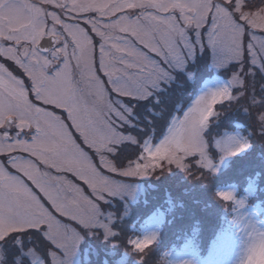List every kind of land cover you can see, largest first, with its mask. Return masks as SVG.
Segmentation results:
<instances>
[{"label":"snow or ice","instance_id":"obj_1","mask_svg":"<svg viewBox=\"0 0 264 264\" xmlns=\"http://www.w3.org/2000/svg\"><path fill=\"white\" fill-rule=\"evenodd\" d=\"M205 49L218 67L235 66L227 85L201 95L183 119H162L167 132L153 143L160 121L140 127L130 118ZM0 58V264H61L81 232L113 235L112 216L97 202L131 195L125 182L102 174L87 149L99 167L120 177L163 172L164 163L215 173L201 134L214 106L247 97L246 77L264 67V7L252 0H0ZM246 111L264 134V96L251 95ZM133 127L136 139L128 131ZM130 145L127 166L115 164ZM230 145L220 143L225 155L248 147ZM65 173L87 185L91 197ZM216 196L244 207L231 192ZM24 237L40 242L24 246ZM154 241L153 235L131 246L143 253ZM240 264H264V232Z\"/></svg>","mask_w":264,"mask_h":264},{"label":"trees","instance_id":"obj_2","mask_svg":"<svg viewBox=\"0 0 264 264\" xmlns=\"http://www.w3.org/2000/svg\"><path fill=\"white\" fill-rule=\"evenodd\" d=\"M253 3H259L258 5H261L260 0H253ZM209 64V53L207 50H204L200 55L195 57L194 62L183 73L177 72L174 74L172 83L163 86L161 91L156 92L153 97H150L148 100L138 105L134 112V116L131 118L134 120L135 124H138L140 127H145L149 121L154 123L160 121L152 135L153 143H157L159 138H162V134H165L167 130V128L163 126L164 122L161 120L175 115L180 116L199 93L203 82L213 76ZM234 70L235 66L231 64L225 70L220 71L218 76L222 79H229ZM255 72V76L246 77L245 81L248 83L252 81L254 84L253 87L256 89L254 94L256 93L257 97L264 96V87H262L264 86V76H261L257 70H255ZM188 74L191 75V79H188ZM157 100L158 102H156ZM249 104L250 102L248 101V105ZM248 107L249 106L240 99L216 106V114L210 119L207 129L203 133L208 148L214 139L221 136L224 132L237 129L242 131L249 139L250 149L242 156L232 159L227 169L228 174L213 178L198 167L190 166V170L186 174V177H189L187 179L190 183L186 185L185 179V182L180 183L179 180L172 176L175 182L169 180L168 187L165 186V188L171 190H166L164 188L158 191L156 194L157 197L154 200L149 199V193L146 192L144 197H139L134 205H124L116 199L108 204L101 202L100 208L102 212L113 213L116 219V222L111 226V229L116 232V235L104 239L98 230H93V232H91L92 238H90L87 236V233H85L86 231H83L81 234L85 239V243L81 244L80 248L81 252L87 249L89 255V259L85 264H102L103 262L109 264L112 258L119 259L123 255L127 256L126 264H133L134 262H137V264H141V262H143V264H164L161 259L162 251L188 235L192 237L195 228L202 230L203 234L201 236L199 235V238L201 239L204 237L203 245H205V249H207L210 242L209 235L219 226L221 222V213L225 209V205L216 196L215 188L222 186L224 183L230 182L242 185L247 179L258 174L260 184L256 192L258 193L257 199L263 202L262 206H264V134L258 133V126L253 123L249 113L246 111ZM49 110H52V108H49ZM56 113L61 114L60 111H56ZM137 117L138 119H136ZM63 118L65 119L64 114ZM146 130L151 134L152 129L150 125L146 126ZM128 131L132 133L133 139H136L138 129L133 127L128 129ZM73 133L78 143L83 146L82 140L79 139L75 132ZM137 139H140V137H137ZM129 147V149H126L121 154L119 159L114 161L115 164L127 166L129 161L126 157L132 155L134 151V148H131L134 146L130 145ZM87 151L91 153L89 149H87ZM91 156H93V154H91ZM95 161L96 159L94 157V162ZM98 168L104 175L110 178L127 182V179L123 177L104 171L99 166ZM171 172L174 173V171H170V173ZM156 173L159 177V175L165 173V171ZM178 174L185 176V174L181 172L175 175ZM190 185L195 187L196 190H193L192 195L187 197L184 188L187 190ZM165 195H170L175 201V206L177 208V210L173 212L175 218H169V221L164 227L163 234L157 243L146 248L143 253L133 252L131 246L128 245L130 235L134 233L133 228L141 224L148 210L156 208V203L160 205L165 204ZM189 199L195 205L191 202L190 205ZM179 203L183 206L180 207ZM125 206L130 210L127 216L129 219L120 221L121 215L126 213ZM182 209L183 211L181 212ZM199 209H201V213L195 214ZM185 210H190L195 216L186 215L184 212ZM64 222L68 223L66 220ZM73 226H75L74 223ZM27 238L28 237L23 238L24 246H30V244L34 246L38 245L40 242L38 238L32 237L31 239L33 242L29 244L26 242Z\"/></svg>","mask_w":264,"mask_h":264},{"label":"rangeland","instance_id":"obj_3","mask_svg":"<svg viewBox=\"0 0 264 264\" xmlns=\"http://www.w3.org/2000/svg\"><path fill=\"white\" fill-rule=\"evenodd\" d=\"M260 2H261L260 6L258 5L259 3H253V4L258 7H264V0H260ZM256 43L258 45L259 41H257ZM205 50H207L209 53L210 69L214 72V74H218L220 71L228 68L229 65H231V64H228L227 66L218 67L214 60V54L212 50L211 49H205ZM201 53L202 51L197 52L195 57H197ZM98 54H99V49L97 46V57H98ZM149 55H153V54L149 53ZM0 60H2V58H0ZM194 60L195 58L189 61L183 71H177V72L183 73L194 62ZM97 67H98V63H97ZM10 68L14 71H17V74H19L18 70L15 68V65H10ZM256 70L261 74L262 72H264V67L256 69ZM177 72L172 73V78L168 81L167 84L161 85L160 91L162 90L163 86H167L173 82L174 74ZM99 74L101 76L103 75L102 73H99ZM261 76H264V75L261 74ZM187 77L188 79H191V75L188 74ZM228 80L229 79H220L219 77L214 76L212 79L205 81L198 95L193 99V101H191L189 106H187V108L184 111H187V109L191 107L201 95H208L211 92L216 91L226 86L228 83ZM253 86L254 84L252 83V81L249 83L245 81V87L243 91H245L249 95L247 97L238 98L244 103H246L247 106H250V104L248 105V101L250 102L251 95L257 96L256 93L254 94V91L256 89H254ZM232 91H233V94L235 93L234 95H236V93L241 91V89L235 88ZM218 105L214 106V111H215V107ZM47 107L51 108V106H47ZM55 111L61 112V110L59 109H55ZM64 115H65L66 122L70 124V121H67V114L64 113ZM179 119H183V114L182 116L179 117ZM207 127L208 125L202 132L201 136L205 144L206 154L208 155L209 159L212 161V164L215 168V173L212 174L199 167L198 168L207 172L206 173L207 175L213 178H218V177L228 174L227 169L232 159L235 157L242 156L244 153H246L250 149V142L247 136L243 134L242 131L237 129V130L230 131V132H224L221 136L215 138L212 144L208 148V145L203 137V133L205 132ZM72 131L75 132L74 129H72ZM225 140H231V145H230L231 147H235L238 142H246L248 144V147L244 151L238 153L235 156H228L224 154V152L221 150V147H220V143ZM89 150L91 151V153L89 154L90 155L93 154V156L95 157L94 152L91 149ZM22 155H26V154H22ZM95 159H96L95 161L96 163L95 162L94 163L97 166H99V159L98 158H95ZM141 163L143 162L141 161ZM161 163H164V162H161ZM100 168L104 171H107L106 169L102 167ZM167 168H168V165L164 163L165 173H161L160 170L157 169L156 171H153V172L150 171L148 174L144 176L123 177L127 179V182L125 181L123 182L127 184V190L131 192V195L129 196L127 194H124L122 196H118L113 199L110 198V200L107 201L106 203L104 202L102 203L108 204L112 200L116 199L122 202L124 205H127V204L134 205L138 201L139 197L141 196L144 197V194L146 192L149 193L148 194L149 199L154 200L157 197L156 194L158 193V191L163 190L165 186L168 187L169 180L172 182H175V180L173 181V177L179 180L180 183L185 182V180H186L185 182L186 185L187 183H190L189 180L187 179L189 177H186V174L188 173V171L186 172L175 166H172L168 169ZM8 171L14 174H17L15 173V170L10 167L8 168ZM170 171H174V173L173 172L170 173ZM177 171L181 172L182 174H185V176H182L180 174L175 175L176 173H178ZM156 172L161 173L159 177L157 176ZM64 175H66L69 179H72L74 183L79 185L85 191L86 195H89L91 197V190L88 189L87 185H84L81 181L76 180L75 177H72L70 173H65ZM110 179H114V178H110ZM114 180L121 181L118 179H114ZM259 182H260L259 175L255 174L254 177L247 179L245 183H243L242 185H237V184L228 182V183H224L222 186L216 187L215 193L220 192V191L221 192H231L233 193L234 200L244 202V207L240 208L236 206L235 204L220 200L225 205V209L221 213V216H220L221 222L219 226H217V228H215L212 231L211 235H209L210 242H209L208 248L205 249V245H203L204 237L201 239L199 238V235L201 236L203 234L202 230L195 228V232L192 237L188 235L187 237L182 238V240H179L178 242L176 241V243L171 244L170 247H167L166 250L162 251L161 259L163 263L164 264H184L185 261H188L190 262V264H240V261L246 257L247 249L253 243V240L258 236V233L264 232V206H262L263 202L257 199L258 193H256L258 190V185L260 184ZM28 183H29V186L33 188V191L39 194L38 190L35 189V187L31 185V182L28 181ZM165 189L168 190L169 188H165ZM193 190H196V188L192 187L191 185L189 186V189L187 190L184 188V191L187 197L189 195H192ZM68 195L70 196L71 194L69 193ZM40 198L42 202L45 203V205L49 209H51V205H49L48 202L44 200L42 195ZM165 199H166L165 204L160 205L156 203L157 205L156 208L148 210L141 224L138 227L133 228L134 233L130 235V240L128 241L129 246H131V241L142 239L145 237H150L153 235L155 236V241L153 244L157 243L160 240L163 234L165 225L169 221V218H173V219L175 218V216L173 215V212L174 210H177L175 206V201L170 195H167V196L165 195ZM190 202L193 204V202L190 200L189 201L190 205H191ZM97 203L100 204L101 202H97ZM179 205L180 207L183 206L180 203ZM201 209L196 211L195 214H200ZM125 211L126 213L121 215L120 221L129 219V217L127 216L130 210L126 206H125ZM182 211L183 209L181 210V212ZM184 212L186 213V215L189 214L191 216H195L194 213L190 212V210H185ZM202 213H205V212H202ZM103 214L105 217H108L109 215L112 216L113 222L109 226L111 229V226L116 222V219L114 218L113 213L105 212ZM56 215L58 216V214ZM58 218L62 222H64L65 220L68 221V223L66 222L64 223L68 224L69 226H73V223H74L73 221H70L65 217L58 216ZM27 226L29 227L38 226V224H30ZM10 231H14V229H10ZM98 232H100V234L103 236L104 239L110 238V237H106L101 230H98ZM112 232H113L112 236L116 235V232L114 230H112ZM81 233L79 234L80 235L79 242L75 245L71 256H68L66 258L62 256L60 258L61 264H85L88 261L89 259L88 250L85 249L83 252H81L80 246L81 244L85 243V239ZM85 233H87L88 237L92 238L91 232L86 231ZM3 235H7V232L3 233ZM2 238L3 236L0 235V239ZM26 242L30 244L33 241L32 239L27 238ZM20 243L23 245V238L21 239ZM30 246H33V245L30 244ZM131 249L133 252L141 253V252H138L136 249H134L132 246H131ZM0 254H3L2 250H0ZM126 260H127V256L123 255L119 259L112 258L109 264H126ZM102 264H106V263L103 262ZM133 264H137V262H134Z\"/></svg>","mask_w":264,"mask_h":264}]
</instances>
